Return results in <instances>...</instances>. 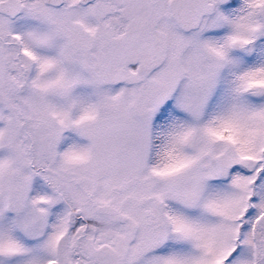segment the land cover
I'll return each instance as SVG.
<instances>
[{
	"label": "snow or ice",
	"instance_id": "1",
	"mask_svg": "<svg viewBox=\"0 0 264 264\" xmlns=\"http://www.w3.org/2000/svg\"><path fill=\"white\" fill-rule=\"evenodd\" d=\"M0 264H264V0H0Z\"/></svg>",
	"mask_w": 264,
	"mask_h": 264
}]
</instances>
